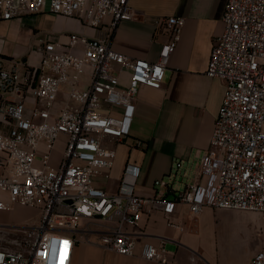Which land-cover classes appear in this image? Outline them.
I'll return each mask as SVG.
<instances>
[{
  "label": "built area",
  "instance_id": "built-area-1",
  "mask_svg": "<svg viewBox=\"0 0 264 264\" xmlns=\"http://www.w3.org/2000/svg\"><path fill=\"white\" fill-rule=\"evenodd\" d=\"M129 1L0 0L4 20L38 14L47 4L52 14L91 28L111 19L102 38L73 33L66 42L38 40L37 65L0 55V213L16 207L39 211L35 223H0V264H71L80 232L88 241L97 236L95 244L105 250L133 257L137 240L127 230L148 209L171 216L178 204L188 205L194 218L207 207L257 214L264 240V0H226L224 31L213 42L206 71L224 82V96L195 182L174 200L138 196L139 168L130 164L117 193L95 185L100 176L110 178L117 158L105 139L131 135L139 91L164 86L185 25L182 17L159 20L171 38L156 62L114 51L112 33L135 18ZM87 73L88 85L81 88ZM61 140L65 150L54 167ZM155 185L167 187L163 180ZM140 255L170 264L164 241L145 243ZM252 264H264V251Z\"/></svg>",
  "mask_w": 264,
  "mask_h": 264
},
{
  "label": "crops",
  "instance_id": "crops-1",
  "mask_svg": "<svg viewBox=\"0 0 264 264\" xmlns=\"http://www.w3.org/2000/svg\"><path fill=\"white\" fill-rule=\"evenodd\" d=\"M129 2L135 18L118 24L112 33L111 48L131 58L158 61L162 46L171 38L169 28L158 27L160 19L182 17L185 25L166 69L164 86L159 90L142 87L139 91L131 135L121 141L105 139V145L117 152V158L110 178L100 176L95 185L117 193L124 170L131 164L139 168L136 195L174 200L177 193L197 179L222 104L225 84L208 77L206 71L213 42L224 31L226 0ZM110 24L111 19L107 18L99 28H91L77 18L51 14L49 4L35 15L13 20L0 17V55L37 65L40 56L34 49L38 40L66 42L73 33L102 38L109 33ZM121 78L122 85H127L128 74L123 73ZM88 82L87 73L82 77L81 88H86ZM60 142L63 144L64 140ZM53 155L58 157L52 162L57 167L61 149H56ZM177 163L181 164L179 169ZM161 180L167 187L158 189L155 184ZM20 210L28 211V217L12 214ZM9 213L0 214L19 218V223H34L39 219V211L35 209L16 207ZM228 213L207 207L194 218L185 204H178L171 216L148 209L139 225L127 230L137 240L135 256L123 257L105 250L95 244L97 236L91 235L88 241L80 232L71 264H159L144 260L140 254L145 243L161 241L169 252L170 264H252L253 257L264 251V240L259 232L262 248L253 257L241 259L251 236H233ZM169 221L177 227L170 226ZM240 227L253 233L257 230L255 225L247 223Z\"/></svg>",
  "mask_w": 264,
  "mask_h": 264
},
{
  "label": "rangeland",
  "instance_id": "rangeland-1",
  "mask_svg": "<svg viewBox=\"0 0 264 264\" xmlns=\"http://www.w3.org/2000/svg\"><path fill=\"white\" fill-rule=\"evenodd\" d=\"M61 139H63V138H61ZM56 149H61V154H62L65 150V146H64V144H62V142L59 141L55 146V150ZM55 156L53 155L52 162H54L55 159L58 158ZM36 165L38 166V163ZM1 197L3 199L7 200L6 194H1ZM228 212H230V213H228V219H229L228 222H230L232 224V228L230 229L231 234L233 236L241 235L242 237H244L248 234H250V236H251V241H250L249 245H247L244 248V251H243L244 254L241 257V259L245 260L248 257L249 258L253 257L260 250V248H262V246H263L262 239H261V237L259 238V236H258V234L260 232V228L262 227L261 218L259 217V215L254 214V213L240 212V211H228ZM12 214L13 215L18 214V216L21 218L22 217H24V218L28 217L27 216L28 211H24V210H20V211H17L15 213L13 212ZM9 216L10 215H8V214H0V223H6V224H26L27 223L23 220H22L23 221L22 223H19V222H21V220L19 218L16 219V218L9 217ZM243 223H247L249 225H255L257 230L254 233L251 230L245 231L244 228L240 227V224H243ZM253 236H255L254 239H253ZM234 249L239 250V248H236V247H234Z\"/></svg>",
  "mask_w": 264,
  "mask_h": 264
},
{
  "label": "water",
  "instance_id": "water-1",
  "mask_svg": "<svg viewBox=\"0 0 264 264\" xmlns=\"http://www.w3.org/2000/svg\"><path fill=\"white\" fill-rule=\"evenodd\" d=\"M181 177H184V176L181 175Z\"/></svg>",
  "mask_w": 264,
  "mask_h": 264
}]
</instances>
